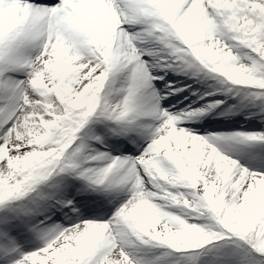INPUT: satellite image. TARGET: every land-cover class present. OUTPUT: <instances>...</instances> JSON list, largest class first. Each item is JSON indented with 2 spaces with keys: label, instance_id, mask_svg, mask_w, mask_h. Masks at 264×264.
<instances>
[{
  "label": "snow or ice",
  "instance_id": "1",
  "mask_svg": "<svg viewBox=\"0 0 264 264\" xmlns=\"http://www.w3.org/2000/svg\"><path fill=\"white\" fill-rule=\"evenodd\" d=\"M37 41V54L24 57ZM146 52L264 99V0H0V264H136V244L179 251L178 264H264V171L222 155L213 146L220 137L209 142L178 126L220 101L176 115L158 107L160 97L151 107L139 102L151 79H163L145 71ZM124 70L128 86L109 103L106 82ZM93 114L113 122L105 135L114 147L135 154L101 151L100 135L87 137L98 148L85 143L80 132ZM139 116L160 122L129 148ZM229 138L264 142V132ZM68 178L82 182L78 193L103 186L126 198L106 221L81 219L59 195ZM61 209L74 214L66 227L52 220ZM29 239L42 246L23 251Z\"/></svg>",
  "mask_w": 264,
  "mask_h": 264
},
{
  "label": "rangeland",
  "instance_id": "2",
  "mask_svg": "<svg viewBox=\"0 0 264 264\" xmlns=\"http://www.w3.org/2000/svg\"><path fill=\"white\" fill-rule=\"evenodd\" d=\"M145 47L151 46L145 45ZM155 47L159 48L160 46L155 45ZM38 51L39 41L26 47L22 51V55L26 58H31L35 56ZM244 51V49H234V52L238 55H242ZM165 55L166 54L163 52H155L154 55H148L146 52L141 57L145 62V71L148 72L150 77H163L162 75L164 73L171 76L165 79L166 81L164 82L163 79H151L138 93L139 102L141 104L145 107H151L156 103V97H160L158 107L173 115L206 108L207 105L216 101H220V103L212 108H216L218 105L227 108H230L232 105L233 107V104L226 106L228 99L225 98V93L221 94L220 86L214 85L210 78L205 80L208 74L200 72L193 76L191 70L174 71L166 68L163 66L167 63V61L163 59ZM158 57L160 58L159 64H157ZM154 69H156L159 74H155L153 72ZM14 75L17 79H23L25 73L21 70L14 73ZM160 80H162V84L159 86L158 83ZM128 83L129 73L127 70L118 72L110 77L105 87L106 100L109 103H115L117 100L121 99L123 90L127 88ZM220 83L222 82L220 81ZM176 89H179V91H176ZM165 93L169 94L165 95ZM167 102H171L172 104H168ZM184 103H189L190 108L179 110L184 107ZM173 106H176V108L171 109ZM210 109L187 118H181L177 121V124L189 134L199 135L209 140V142H212L210 139L212 137H220V139L214 142L213 146L216 147L217 151L222 155L236 160L240 166L249 171H264V142L252 141L237 143L229 138L232 134L237 132H264V115L262 116V114H260V116H258L255 114L252 116H241L233 114L232 110H229L221 114V116L214 118V115L209 114ZM94 115L97 116L98 114ZM159 122L160 121L153 116H139L136 120L132 121L131 126L141 125L143 128L141 129V135L136 139V145H128V147L133 148L137 145H142L145 138L153 131ZM221 122L223 123L220 124ZM105 125L113 126V122L102 121V123L99 124L94 119H91V124L82 134L85 143L98 148L99 145H96L94 141H89L87 137L100 135L104 137L105 144V147L100 149L101 151H106L113 156L134 155L135 153L133 152H124L122 148L118 149L114 147V138H108L105 135ZM125 143H127V141H125ZM77 163H79V161H77ZM92 163L93 162L85 161L81 167H91ZM79 181L80 180L72 182L71 185L66 183L67 187L63 189L62 197L73 201V206L77 208L81 219L106 221L112 216L116 207L126 198V192L124 190L114 189L105 191L103 186H99L96 191L78 193L77 189L82 185V182ZM180 191L186 192L188 190L181 188ZM80 195L84 197V201H80L81 205H76V200L80 198ZM159 203L164 205L165 210L177 215L183 216L188 211L182 210L181 206L178 205H172L163 201H159ZM57 216L59 218H57ZM57 216H54L52 220L54 223L61 225V227H66L69 222H74V214L68 211V209H61V212L58 213ZM213 243H219V241H214ZM40 246H42V242L37 239H29L27 242L21 244V248L25 252ZM205 247L208 248L210 246ZM129 253L130 258L133 259L136 264H178L181 258V253L179 251L157 245L136 244L129 247ZM210 259V256L201 257V260L206 262L210 261Z\"/></svg>",
  "mask_w": 264,
  "mask_h": 264
},
{
  "label": "bare ground",
  "instance_id": "3",
  "mask_svg": "<svg viewBox=\"0 0 264 264\" xmlns=\"http://www.w3.org/2000/svg\"><path fill=\"white\" fill-rule=\"evenodd\" d=\"M154 72L157 74L158 72L156 71V69H154Z\"/></svg>",
  "mask_w": 264,
  "mask_h": 264
}]
</instances>
